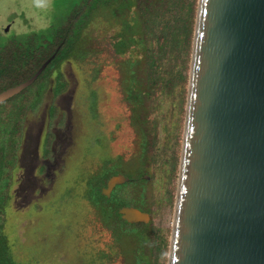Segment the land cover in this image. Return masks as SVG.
I'll list each match as a JSON object with an SVG mask.
<instances>
[{
    "label": "trees",
    "instance_id": "trees-1",
    "mask_svg": "<svg viewBox=\"0 0 264 264\" xmlns=\"http://www.w3.org/2000/svg\"><path fill=\"white\" fill-rule=\"evenodd\" d=\"M63 1L55 24L0 42V93L31 79L55 54L32 86L0 104V264H17L3 227L25 120L41 106L52 79L55 97L67 91L69 83L60 72L66 61L87 62L97 55L95 26L101 19L110 33L137 151L129 160L103 161L87 182L89 200L112 236L100 258L112 264H169L173 224L162 227L158 218L166 206L176 207L200 0ZM57 112L52 106V117ZM52 140L49 135L47 146ZM118 174L129 182L105 197L102 189ZM128 207L149 213L150 222L128 223L120 214Z\"/></svg>",
    "mask_w": 264,
    "mask_h": 264
},
{
    "label": "water",
    "instance_id": "water-1",
    "mask_svg": "<svg viewBox=\"0 0 264 264\" xmlns=\"http://www.w3.org/2000/svg\"><path fill=\"white\" fill-rule=\"evenodd\" d=\"M128 181L115 175L102 194ZM169 264H264V0L199 1Z\"/></svg>",
    "mask_w": 264,
    "mask_h": 264
},
{
    "label": "rangeland",
    "instance_id": "rangeland-1",
    "mask_svg": "<svg viewBox=\"0 0 264 264\" xmlns=\"http://www.w3.org/2000/svg\"><path fill=\"white\" fill-rule=\"evenodd\" d=\"M65 5L63 0H0V42L50 27ZM102 21L95 26L97 55L87 62L66 61L60 72L69 83L67 91L55 97L52 79L41 106L26 118L22 152L27 155L12 173L3 227L18 263L112 264L100 258L112 236L89 200L87 182L103 161L135 156L137 134L119 90L110 33ZM52 106L58 110L55 117ZM49 134L54 140L46 165L43 144ZM174 216L175 207L166 206L159 225L171 227Z\"/></svg>",
    "mask_w": 264,
    "mask_h": 264
},
{
    "label": "flooded vegetation",
    "instance_id": "flooded-vegetation-1",
    "mask_svg": "<svg viewBox=\"0 0 264 264\" xmlns=\"http://www.w3.org/2000/svg\"><path fill=\"white\" fill-rule=\"evenodd\" d=\"M25 122H26V120H25ZM24 125H25V123H24ZM49 135H51V134H49ZM48 135V136H49ZM48 136L47 137H45V139H44V152H43V156H44V160H43V163L44 164H46V165H48V163H47V159H48V157L51 155V152H52V143H53V140H54V136H53V140H52V142L50 143V145L49 146H47V140H48ZM24 137V136H23ZM23 145V146H22ZM22 149H24V138H22V144H21V146H20V150L18 151V164L20 163V160H21V158H23V160H25V157L24 156H26L27 154H26V152H22ZM37 149H38V147H37ZM17 164V165H18ZM14 171V170H13ZM42 172H49V169H45V168H43L42 169ZM119 175V174H118ZM122 175V174H121ZM112 178V177H111ZM110 178V179H111ZM12 181H13V176H12ZM129 182V181H128ZM127 182V183H128ZM126 184V183H125ZM124 185V184H123ZM120 186V185H119ZM119 186H117V187H119ZM116 187V188H117ZM105 188V187H104ZM116 188L114 189V191L116 190ZM103 190V189H102ZM114 191H113V193H114ZM112 193V194H113ZM111 197H112V195H111ZM110 197V198H111ZM9 199H10V194H9ZM149 214V213H148ZM151 216V215H150ZM11 256H12V258H13V260L17 263V264H21V263H18L17 261H16V259L14 258V255H13V253H12V250H11Z\"/></svg>",
    "mask_w": 264,
    "mask_h": 264
}]
</instances>
